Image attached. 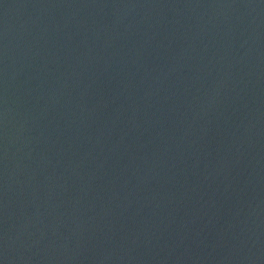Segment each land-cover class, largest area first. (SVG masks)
I'll return each mask as SVG.
<instances>
[{"label":"water","instance_id":"95a60500","mask_svg":"<svg viewBox=\"0 0 264 264\" xmlns=\"http://www.w3.org/2000/svg\"><path fill=\"white\" fill-rule=\"evenodd\" d=\"M0 264H264V0H0Z\"/></svg>","mask_w":264,"mask_h":264}]
</instances>
